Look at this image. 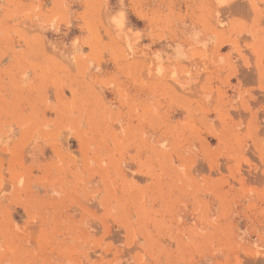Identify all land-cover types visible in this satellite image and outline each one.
Returning a JSON list of instances; mask_svg holds the SVG:
<instances>
[{"label":"rangeland","instance_id":"374dc122","mask_svg":"<svg viewBox=\"0 0 264 264\" xmlns=\"http://www.w3.org/2000/svg\"><path fill=\"white\" fill-rule=\"evenodd\" d=\"M0 264H264V0H0Z\"/></svg>","mask_w":264,"mask_h":264}]
</instances>
